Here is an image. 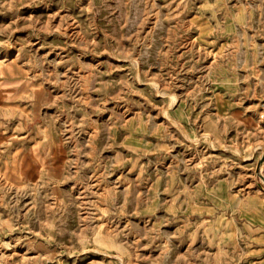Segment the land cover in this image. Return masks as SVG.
<instances>
[{"label":"rangeland","instance_id":"obj_1","mask_svg":"<svg viewBox=\"0 0 264 264\" xmlns=\"http://www.w3.org/2000/svg\"><path fill=\"white\" fill-rule=\"evenodd\" d=\"M264 0H0V264H264Z\"/></svg>","mask_w":264,"mask_h":264},{"label":"water","instance_id":"obj_2","mask_svg":"<svg viewBox=\"0 0 264 264\" xmlns=\"http://www.w3.org/2000/svg\"><path fill=\"white\" fill-rule=\"evenodd\" d=\"M263 157H264V152H263Z\"/></svg>","mask_w":264,"mask_h":264}]
</instances>
